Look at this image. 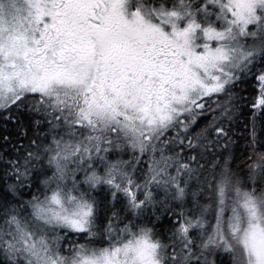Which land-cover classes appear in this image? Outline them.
Instances as JSON below:
<instances>
[{
	"label": "snow or ice",
	"instance_id": "1",
	"mask_svg": "<svg viewBox=\"0 0 264 264\" xmlns=\"http://www.w3.org/2000/svg\"><path fill=\"white\" fill-rule=\"evenodd\" d=\"M0 264H264V0H0Z\"/></svg>",
	"mask_w": 264,
	"mask_h": 264
}]
</instances>
